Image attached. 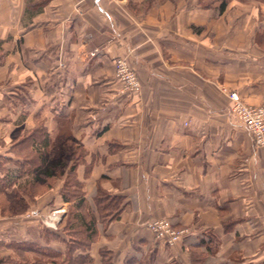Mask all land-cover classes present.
I'll use <instances>...</instances> for the list:
<instances>
[{
  "label": "crops",
  "instance_id": "obj_1",
  "mask_svg": "<svg viewBox=\"0 0 264 264\" xmlns=\"http://www.w3.org/2000/svg\"><path fill=\"white\" fill-rule=\"evenodd\" d=\"M119 56L140 95L121 93ZM230 91L264 103V0H0V264H64L74 239V264L105 254L112 264H264V145L233 115ZM39 127L49 141L37 147ZM66 139L84 150L85 244L68 213L58 230L40 219L71 204L65 177L33 197L20 188L36 156L48 169L53 142ZM98 186L118 198L114 216L95 208ZM21 202L43 210L28 217ZM157 218L186 233L157 240L147 227Z\"/></svg>",
  "mask_w": 264,
  "mask_h": 264
},
{
  "label": "trees",
  "instance_id": "obj_2",
  "mask_svg": "<svg viewBox=\"0 0 264 264\" xmlns=\"http://www.w3.org/2000/svg\"><path fill=\"white\" fill-rule=\"evenodd\" d=\"M43 131H44L43 127H39L38 132L35 133V136H37L35 140L37 147H40L39 144H43V145L48 144L49 140L47 139V135L44 138L42 137ZM83 152L84 150L81 148L80 145L75 147V150L71 151V153L76 155V160H77L76 163L79 162V160L83 156ZM42 159H43V155L41 152L35 158V165H36V168L38 167V171L35 174V178L31 180L32 181L30 183L31 187H28V184L21 185V191L24 194H28V193L31 194L32 187H33V192L35 194L34 195L31 194L30 195L31 197L36 195L35 186L36 184L42 182V180L40 179L41 176L49 178V179L57 177L55 174L57 171L56 169H54L55 168L54 166H50L48 169H43ZM73 166L74 165H72L68 171L70 172V175H69L70 177L69 179L66 180L64 186H62L61 196L64 201H70L71 206L73 208V210L68 214L67 226L69 227V229L73 230L74 234L76 233V235L79 236L80 243L85 244L86 242L84 240H87V238L89 239L90 238L89 235L83 234V233L79 234V233L82 232L83 230H86V232H89L90 236H92V233L94 231V226H93L92 220L88 217L92 211V206L89 205L84 198V191L82 190L81 185L76 178V174L74 173L75 169L73 168ZM73 188L74 190H71ZM93 202H94L95 208L99 211V213L101 214V217L104 219L110 216H114L115 214L113 213L119 205V200L117 197L109 195L105 190H103L99 186L97 188V193L94 197ZM87 209H88L87 211L88 213L86 212ZM89 209H91V211ZM78 231L80 232L78 233ZM54 236L59 238L56 234H54ZM74 240H72V242L68 244L67 251L65 254L66 256L64 257V259H62V262L64 264L65 263L74 264V260L76 259V257H72V254L74 253V244H75ZM30 246H31V249L34 250L40 256V259L52 258L57 261L58 260L60 261V258L62 255L60 252L52 250V249H48V248H43V247H40L39 245H30ZM106 256L107 255L105 254L103 257V264H112L110 258ZM83 257L85 260L87 259L86 255Z\"/></svg>",
  "mask_w": 264,
  "mask_h": 264
},
{
  "label": "built area",
  "instance_id": "obj_3",
  "mask_svg": "<svg viewBox=\"0 0 264 264\" xmlns=\"http://www.w3.org/2000/svg\"><path fill=\"white\" fill-rule=\"evenodd\" d=\"M115 78L121 83V93L138 95L141 90V82L136 70L131 66L127 56H119L115 59ZM232 101L231 111L233 115L247 128L255 143L264 145V103L249 104L242 100L238 92L230 91ZM185 124H188L185 122ZM32 216H39L36 209L31 210ZM49 215L48 221H43L48 227L56 224L52 222L55 212ZM147 227L159 241L173 245L186 233L185 229L176 228L169 218H157L147 222Z\"/></svg>",
  "mask_w": 264,
  "mask_h": 264
},
{
  "label": "rangeland",
  "instance_id": "obj_4",
  "mask_svg": "<svg viewBox=\"0 0 264 264\" xmlns=\"http://www.w3.org/2000/svg\"><path fill=\"white\" fill-rule=\"evenodd\" d=\"M140 93H141V90H140ZM140 93L138 95H140ZM125 95H128V94H125ZM129 95L133 96V94H129ZM53 146L55 147V148H53V153L54 154H52L51 161L49 162V165L55 167L54 169H56V171H57L55 173L57 177L49 179V178L41 176L40 179L42 180V182L36 184V186H35L36 187L35 188L36 195H40L41 193L45 192L46 190L49 189V187H51L52 189H56V186H57V184L59 182V178L60 177L61 178L65 177V179H69L70 172H68V171H69V169L71 168L72 165H74L73 166V168L75 169L74 173L76 174V164H77L76 163V161H77L76 160V155L71 153V151L75 150V147L79 146L78 142H76L74 140H71V139L56 140V141L53 142ZM62 152H63V154L60 155V153H62ZM37 169H38V167H37ZM65 170L67 172H65ZM25 184H27V182H25ZM21 185H24V183H22ZM82 188H85V187H82ZM56 190H54V192ZM61 190H62V188H61ZM71 190H74V188L71 189ZM58 193H60V188H58ZM96 193H97V191H96ZM24 204L25 203H23V202L20 203L18 205V208H19L20 212L23 211L24 215H26L28 217H33L32 214H31V210H33V209H36L39 212V215H40V213L43 210V209L39 208L38 206L31 207L32 205H28V204L24 205ZM27 207H30V208L27 209ZM72 210H73V208H72L71 204H68L67 206L64 205L62 207L54 205L53 207L49 208V211H50L49 214H46V216L43 215L41 218L40 217L39 218L41 219V221H42V219H43V221H48L49 215H52L51 213L55 212V215H56L55 218L54 217H51V218H52V222H54V223H56L58 225V221L60 219L59 214L60 213H62V214L68 213L69 214ZM89 210L91 211V209H89ZM87 211H88V209L86 210V212ZM34 216L38 217L37 215H34ZM56 224H53V226H50L49 228H52L53 230H55V229L58 230V226Z\"/></svg>",
  "mask_w": 264,
  "mask_h": 264
}]
</instances>
